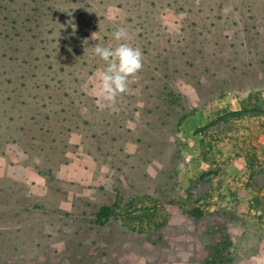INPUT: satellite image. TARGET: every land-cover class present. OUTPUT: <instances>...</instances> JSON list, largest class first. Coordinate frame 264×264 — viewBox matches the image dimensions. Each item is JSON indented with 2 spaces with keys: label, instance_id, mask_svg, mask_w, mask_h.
<instances>
[{
  "label": "rangeland",
  "instance_id": "obj_1",
  "mask_svg": "<svg viewBox=\"0 0 264 264\" xmlns=\"http://www.w3.org/2000/svg\"><path fill=\"white\" fill-rule=\"evenodd\" d=\"M0 264H264V0H0Z\"/></svg>",
  "mask_w": 264,
  "mask_h": 264
},
{
  "label": "clouds",
  "instance_id": "obj_2",
  "mask_svg": "<svg viewBox=\"0 0 264 264\" xmlns=\"http://www.w3.org/2000/svg\"><path fill=\"white\" fill-rule=\"evenodd\" d=\"M111 36L117 42L115 47L112 44L102 46L101 43L92 47L94 56L105 65L97 73L92 93L96 96V103L101 109L105 107L114 109L118 99L129 91L130 85L138 81L143 68V53L128 42L131 36L127 29L118 27ZM91 38L97 40V33H93Z\"/></svg>",
  "mask_w": 264,
  "mask_h": 264
},
{
  "label": "trees",
  "instance_id": "obj_3",
  "mask_svg": "<svg viewBox=\"0 0 264 264\" xmlns=\"http://www.w3.org/2000/svg\"><path fill=\"white\" fill-rule=\"evenodd\" d=\"M231 114H236L237 112H230ZM229 113V114H230ZM114 213V206L113 205H103L96 213V221L98 223H104L107 221L111 215ZM190 213L195 216H202L206 214V211L201 210L200 208H193L190 210Z\"/></svg>",
  "mask_w": 264,
  "mask_h": 264
}]
</instances>
